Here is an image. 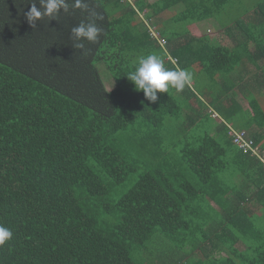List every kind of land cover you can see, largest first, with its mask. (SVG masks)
<instances>
[{"label":"trees","instance_id":"obj_1","mask_svg":"<svg viewBox=\"0 0 264 264\" xmlns=\"http://www.w3.org/2000/svg\"><path fill=\"white\" fill-rule=\"evenodd\" d=\"M84 2L32 26L46 0H0V225L13 233L0 264H264V77L250 109L233 93L264 60V0ZM93 20L97 42L74 36ZM212 20L233 48L191 36ZM148 54L191 82L147 100L127 74ZM229 124L259 156L234 145Z\"/></svg>","mask_w":264,"mask_h":264},{"label":"clouds","instance_id":"obj_2","mask_svg":"<svg viewBox=\"0 0 264 264\" xmlns=\"http://www.w3.org/2000/svg\"><path fill=\"white\" fill-rule=\"evenodd\" d=\"M43 3L44 0H41ZM75 8L87 10L88 4L84 0H75ZM60 8L67 11L68 5L65 0H46L45 11L41 12L35 4L32 5L27 13V21L34 26L35 21L39 20L42 15L54 17ZM95 19L102 20L103 17L99 13H94ZM102 28L98 27L95 20L87 25L81 23L80 26L73 28L72 32L76 38H86L89 42H97ZM83 47V45H77ZM127 79L134 85L137 91H142L147 100L156 102L157 93H168L170 88L176 91H182L192 80V74L184 69L168 70L158 56L148 54L138 57L136 67L127 74ZM13 233L11 229L0 225V245L11 240Z\"/></svg>","mask_w":264,"mask_h":264},{"label":"rangeland","instance_id":"obj_3","mask_svg":"<svg viewBox=\"0 0 264 264\" xmlns=\"http://www.w3.org/2000/svg\"><path fill=\"white\" fill-rule=\"evenodd\" d=\"M128 1L131 3L133 2V0H128ZM148 1L154 2L155 0H148ZM172 13H176V11L172 12V10H171L170 12H167L164 16H170V15L172 16ZM164 16H163V18H164ZM155 21H156V19H155ZM151 30L154 33H157V31L155 30L154 27H152ZM232 30H233L232 31L233 34H235L237 37L241 38L242 34L237 29L232 28ZM190 31H191L192 37L207 36L212 41L217 42L223 46H227L229 48H233L236 44V42L232 39L230 33L228 32V28H225L224 25L218 20L206 21V22L201 23L199 25L196 24V25L190 26ZM250 49L255 50V46L253 43L250 44ZM258 66L260 69L259 71H257L254 67H252V69L255 71L246 75V77L244 78V81L238 83L236 85V87L233 89L235 99H237L239 101L238 103L242 104L247 109H250L248 106L249 100L247 99V96H248L247 92L250 89V84L253 83L252 80H254L255 77H258L260 79H262L264 77V60L261 61ZM194 67L199 69L200 68L199 62L194 64ZM101 72H102V77L106 83L107 90L108 91L114 90V88L116 87L115 80L112 79V77L110 75L111 72L109 73L108 68L104 64H102ZM109 78H111V79L109 80ZM256 89H258V88H256ZM258 90H260V89H258ZM221 122H222L221 120H218V123H221ZM200 126L203 127V125H200ZM204 130H206V129L204 128ZM258 130L261 134H264V128H260ZM198 131H201V130H197V129L195 130V132H198ZM192 134H193V132H192ZM197 136L200 137V134L197 133ZM210 138L212 139V137H210ZM202 139H203L202 142L208 148V150H213L215 148V146L217 145L215 142L211 141L209 139V137L205 138V139L202 138ZM260 151H261V148L259 147L256 150V152L260 153ZM131 186H132V182L128 180L127 183L125 184V186L120 188V193L117 197H119L121 195V193H123L125 190L129 189ZM135 260H137L138 262H142L143 261L142 254L136 253L135 254Z\"/></svg>","mask_w":264,"mask_h":264},{"label":"built area","instance_id":"obj_4","mask_svg":"<svg viewBox=\"0 0 264 264\" xmlns=\"http://www.w3.org/2000/svg\"><path fill=\"white\" fill-rule=\"evenodd\" d=\"M163 46L165 42L162 41ZM230 128V136L233 139V143L236 147H238L244 153L252 152L254 155H258L256 150L259 148L256 146V142L249 136V134L244 130H236L229 126Z\"/></svg>","mask_w":264,"mask_h":264},{"label":"crops","instance_id":"obj_5","mask_svg":"<svg viewBox=\"0 0 264 264\" xmlns=\"http://www.w3.org/2000/svg\"><path fill=\"white\" fill-rule=\"evenodd\" d=\"M162 46H163V44H162ZM199 66H200V68L199 69H197L196 67H195V69L198 71V70H200L201 69V65H200V63H199ZM228 126H231L232 128H234V129H236V130H242V129H237L236 127H234L233 125H231V124H229ZM201 130V131H198V132H195V130ZM244 131H246V130H244ZM192 132H193V135L200 141V142H202V138H207V136H211L208 132H206V130H204V128L202 127V126H200V124H197L194 128H193V130H192ZM248 134H249V136H250V133L248 132V131H246ZM197 133H199L200 134V137L199 136H197ZM207 135V136H206ZM229 136H230V129H229ZM202 137V138H201ZM231 137V136H230ZM251 137V136H250ZM232 138V137H231ZM252 138V137H251ZM253 139V138H252ZM233 140V139H232Z\"/></svg>","mask_w":264,"mask_h":264}]
</instances>
